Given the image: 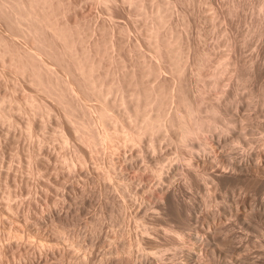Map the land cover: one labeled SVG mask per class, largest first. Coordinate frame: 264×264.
Here are the masks:
<instances>
[{
    "label": "rangeland",
    "instance_id": "1",
    "mask_svg": "<svg viewBox=\"0 0 264 264\" xmlns=\"http://www.w3.org/2000/svg\"><path fill=\"white\" fill-rule=\"evenodd\" d=\"M5 1L0 264H264V0Z\"/></svg>",
    "mask_w": 264,
    "mask_h": 264
},
{
    "label": "bare ground",
    "instance_id": "2",
    "mask_svg": "<svg viewBox=\"0 0 264 264\" xmlns=\"http://www.w3.org/2000/svg\"><path fill=\"white\" fill-rule=\"evenodd\" d=\"M1 1H2V0H1ZM4 1H5V0H4ZM13 1H14V0H13ZM16 1H17V0H16ZM5 2H6V1H5ZM5 2H4V3H5ZM10 2H11V1H10ZM10 2H9V3H10ZM17 2H18V1H17ZM4 3H3V5H4ZM22 3H23V2H22ZM0 4H2V3L0 2ZM23 4H24V3H23ZM23 4L20 5V3H17V4H15V6H13V5H14V3H13V5H12V7H13V12L16 11V12H15V14H16V18H15V19H17V20H18V19L20 18V16L23 14V13H21V10H20V8H22V5H23ZM27 4H28V3H27ZM8 6H9V5H8ZM1 7H2V5L0 6V9H1L2 11H5V8H6V7H3V9H2ZM9 7H10V6H9ZM9 7L6 8V9H9V12L12 14L13 12H11V11H12V10H11V7H10V8H9ZM14 8H16V9H14ZM10 10H11V11H10ZM25 10H26V9H25ZM19 11H20V13H19ZM22 11H23V10H22ZM7 12H8V10H7ZM9 12H8L7 14H9ZM23 12H25V11H23ZM0 13H2V12H0ZM3 13H4V12H3ZM3 13H2V14H3ZM5 13H6V12H5ZM5 13H4V14H5ZM2 14H1V15H2ZM15 14H14V16H15ZM20 14H21V15H20ZM26 14H27V13H26ZM32 15H33V14H32ZM11 16H13V15H11ZM23 16H25V14H24ZM28 16H29V15H28ZM2 17H3V16H1V18H2ZM6 18H7V17H6ZM9 18H10V15H9ZM22 18H23V17H22ZM22 18H21V19H22ZM24 18H25V17H24ZM24 18H23V19H24ZM12 19H13V18H11V21H12V23L14 24V21H15V20H14V19L12 20ZM21 19H19V20H21ZM23 19H22V22H20V21L18 20V23H19V24H20V23L24 24V21H27V18H26L24 21H23ZM34 19H35V18H34ZM7 20H8V19H7ZM17 20H16V21H17ZM31 20H32V18L29 20V17H28V21H27V22H28V24H27L28 27H31V26H29V21H31ZM38 21H39V20H38ZM6 22H7V24H8V21H6ZM9 22H10V21H9ZM27 22H25V23H27ZM33 22H34V21H32L31 23H33ZM39 22H40V21H39ZM39 22H38V23H39ZM15 23H16V22H15ZM31 23H30V24H31ZM35 23H36V22H35ZM40 23H41V22H40ZM31 25H32V24H31ZM12 26H13V25H12ZM14 26H15V25H14ZM19 26H21V28H23V27H22L23 25H19ZM25 26H26V24H25ZM34 26H36V24H34L33 27H34ZM10 27H11V25H10ZM16 27H17V25H16ZM16 27H14V28H16ZM28 27H27V28H28ZM38 27H40V26H38ZM11 28H12V27H11ZM24 28H25V27H24ZM17 29H18V28H17ZM35 29H36V28H35ZM20 30H23V29H20ZM30 30H31V32H32V30H33L32 27H31V29H29V31H30ZM38 30H39V29H37V31H38ZM13 31H14V30H13ZM16 31H17V30H16ZM26 31H28V29L26 30V28H25V32H26ZM43 31H44V30H43ZM17 32H18V33H21V36L27 34V33H26V34H23V33H25L24 31H23V33L20 32V31H17ZM35 32H36V31H35ZM32 33H33V32H32ZM37 33H39V32H37ZM37 33H36V34H37ZM42 33H43V32H42ZM29 34H30V32H28V35H29ZM33 34H35V33H33ZM33 34H31V35H33ZM39 34H40V33H39ZM39 34L37 35L38 38L40 37ZM28 35H26V37H28V38L31 37V38H32V36H30V35L28 36ZM37 36H36L35 38H37ZM42 36H43V34H42ZM23 37H24V36H23ZM24 38H25V37H24ZM35 38H34V40H35ZM44 38H45V37H44ZM29 39H30V38H29ZM32 39H33V38H32ZM40 40H41V39H40ZM44 40H46V39H44ZM36 41H37V40H36ZM38 41H39V40H38ZM41 41H42V40H41ZM46 41H47V40H46ZM44 42H45V41H43V43H44ZM35 43H36V42H35ZM39 43H40V42H39ZM43 43H41V44H43ZM44 44H45V43H44ZM38 47H39V46H38ZM40 47H41V49H42L43 46H40ZM44 51H45V50H44ZM52 51H53V50H52ZM49 84H50V83H49ZM49 84H48V85H49ZM66 85L68 86V84H66ZM55 86H56V85H55ZM55 86L53 85V87H55ZM67 86H66V87H67ZM49 87H50V85H49ZM51 88H52V86H51ZM56 88H57V86H56ZM56 88H55V89H56ZM68 88H69V89L66 88V90H68V92L71 93L70 91H72V88H70L69 86H68ZM49 89H50V88H49ZM49 89H48V90H49ZM59 89H60V88H59ZM59 89H58V90H59ZM56 90H57V89H56ZM58 90H57V91H58ZM45 91H46V90H45ZM58 92H59V91H58ZM68 92H67V93H68ZM64 93H65V92H64ZM57 94H58V93H57ZM52 95H54V94H52ZM67 95H68V94H67ZM67 95H66V96H67ZM71 97H72V95H71ZM75 98H76V97H75ZM73 99H74V97H73ZM76 99H77V98H76ZM67 100H68V99H67ZM74 100H75V99H74ZM61 102H62V101H61ZM78 102H79V101H78ZM68 104H69V103H68ZM63 105H64V104H63ZM76 105H77V104H76ZM61 106H62V105H61ZM66 107H67V106H66ZM67 108H68V107H67ZM72 109H73V108H72ZM81 109H82V108H81ZM65 113H66V112H65ZM69 114H70V113H69ZM66 115H67V114H66ZM70 115H71V114H70ZM72 117H73V116H72ZM66 118H67V117H66ZM69 118H70V117H69ZM69 118H68V119H69ZM73 118H74V117H73ZM74 119H75V118H74ZM83 119H84V118H83ZM86 120H87V119H86ZM81 121H82V120H81ZM91 121H92V120H91ZM82 123H83V122H82ZM75 124H76V123H75ZM83 124H84V123H83ZM86 125H88V124H86ZM89 125H90V124H89ZM89 125H88L87 127H89ZM83 126H84V125H83ZM75 127H76V126H75ZM80 127H82V126H80ZM80 127H77V128H80ZM85 130H86V129H85ZM75 132H76V131H75ZM92 132H93V131H92ZM79 134H80V133H79ZM93 137H94V136H93ZM96 138H97V137H96ZM135 139H137V138H135ZM83 140H84V139H83ZM97 141H99V140H97ZM133 141H134V140H133ZM95 143H96V141H95ZM151 148H153V144L151 145ZM154 148H155V147H154ZM154 148H153V150H154ZM208 234H209V233H208ZM210 235H211V234H210ZM207 243H208V242H207ZM196 254H197V253H196ZM194 257H195V256H192L191 259H192V261H193L195 264H197V262H196L197 260H194V259H193ZM195 258H196V257H195Z\"/></svg>",
    "mask_w": 264,
    "mask_h": 264
}]
</instances>
